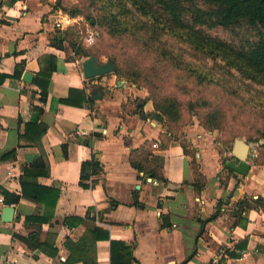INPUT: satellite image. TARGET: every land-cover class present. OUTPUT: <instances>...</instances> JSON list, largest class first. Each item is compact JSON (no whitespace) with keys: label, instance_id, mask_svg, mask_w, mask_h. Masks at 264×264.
<instances>
[{"label":"crops","instance_id":"0c3cea01","mask_svg":"<svg viewBox=\"0 0 264 264\" xmlns=\"http://www.w3.org/2000/svg\"><path fill=\"white\" fill-rule=\"evenodd\" d=\"M65 17L45 0H0V194H22L23 165L39 154L43 127L49 173L35 178L60 190L44 221L25 218L43 214L41 201H0V262L264 264V161L252 143L250 166L237 172L224 164L233 140L222 145L197 124L167 127L113 71L85 77L81 60L92 52L69 39ZM48 55L55 66L42 99L45 80L35 78ZM77 126L87 133L75 134ZM90 132L92 144L82 138ZM94 150L102 170L83 187L81 161ZM241 199L252 205L240 207ZM3 204L14 206L12 219H1ZM87 214L94 218L78 221ZM31 231L55 253L32 246L22 236Z\"/></svg>","mask_w":264,"mask_h":264},{"label":"rangeland","instance_id":"374dc122","mask_svg":"<svg viewBox=\"0 0 264 264\" xmlns=\"http://www.w3.org/2000/svg\"><path fill=\"white\" fill-rule=\"evenodd\" d=\"M45 1L65 13L64 22L71 21L65 27L69 39L98 57H112L119 64L115 74L134 102L147 100L149 107L155 109L158 104L172 106L169 113L158 109L164 125L176 131L192 124L214 129L216 140L222 145H230L235 136H240L252 143L256 160L264 161L263 83L241 86L235 74L229 75L227 82L216 79L217 74L210 70V55L191 49L169 34L160 33L159 39L147 43L145 37H139L141 31L124 27L131 20L128 12H120L117 5L123 0ZM124 1L130 4L129 0ZM190 16L189 9L182 13L185 20ZM88 27L96 31V36L85 45L82 36ZM202 28L235 43L254 37L243 25L231 28L206 23ZM213 109L218 110L214 114L220 120L214 126L206 121Z\"/></svg>","mask_w":264,"mask_h":264},{"label":"trees","instance_id":"16d2710c","mask_svg":"<svg viewBox=\"0 0 264 264\" xmlns=\"http://www.w3.org/2000/svg\"><path fill=\"white\" fill-rule=\"evenodd\" d=\"M107 1V0H106ZM126 5L123 0L117 4L121 8L120 12L127 13L130 21L124 23V27L132 31H141L140 38L148 41L159 39L160 33L169 34L177 40L185 43L191 49L210 55L212 59V70L227 82L229 75L235 74L240 85H251L253 82L264 84V0H129ZM132 6V8H130ZM190 11L188 20L182 17L184 11ZM146 17V18H145ZM116 19V18H115ZM220 24L225 27L245 26L252 34V38L246 37L240 43L226 40L218 35H212L204 31V24ZM165 42V40L163 39ZM163 41H160L161 43ZM164 52V51H163ZM166 54V53H165ZM115 61V60H114ZM55 64L53 58L48 55L46 65L37 71L35 81L39 83V77H44L40 85L42 99L47 94V79ZM114 73L119 72V64L115 63ZM38 76V77H37ZM172 106H162L157 108L161 112L169 113ZM215 108V106H214ZM217 109L211 110L207 114L211 125L220 123L219 118L214 114ZM207 121V122H208ZM27 125L31 124L26 122ZM37 126V125H36ZM206 128V127H205ZM45 127L39 131L36 142L40 146L39 154L29 163L23 165V172L20 177L22 194H17L3 189L4 200L8 203L18 201L21 196H26L35 201L44 203V212L41 216L25 215V218H37L39 221L49 219L53 213V208L59 194V188L52 185L41 184L36 181V175L44 172L49 173V161L47 153L40 143V134ZM263 132H261V135ZM94 132L84 135L83 141L92 144ZM249 142V141H248ZM263 144V143H262ZM102 170V164L96 151H92L89 158L81 161L79 184L83 187L93 186L95 175ZM255 202H263L259 196ZM240 207L252 205L248 200L241 199L238 202ZM256 205V204H254ZM78 221L93 219L94 215L78 217ZM63 222L73 224L68 217L63 218ZM91 231L98 230L95 225H89ZM32 246H35L49 255H53L56 249L47 247V240H40L36 232H29L27 236L22 235ZM113 243V239H111Z\"/></svg>","mask_w":264,"mask_h":264},{"label":"water","instance_id":"95a60500","mask_svg":"<svg viewBox=\"0 0 264 264\" xmlns=\"http://www.w3.org/2000/svg\"><path fill=\"white\" fill-rule=\"evenodd\" d=\"M82 72L85 77H91L97 74L106 73L114 70L115 61L112 57L104 61H99L96 54L90 53L81 60ZM24 76L30 78L31 71H25ZM249 142L240 137L235 136L233 139L231 153L232 158L226 159L224 164L240 173H246L250 163L248 161ZM14 206L11 204H3L1 207V219L10 220L13 216Z\"/></svg>","mask_w":264,"mask_h":264},{"label":"built area","instance_id":"2783aa9c","mask_svg":"<svg viewBox=\"0 0 264 264\" xmlns=\"http://www.w3.org/2000/svg\"><path fill=\"white\" fill-rule=\"evenodd\" d=\"M95 36H96V31L92 28V27H88L85 34L82 36V39H83V42L85 45H89L91 44L94 39H95ZM74 133L75 134H85L87 133L86 132V129L83 128V127H76L75 130H74ZM256 154V152H254ZM0 201L3 202L4 201V198L3 196L0 194ZM0 264H6V261L3 260L0 262Z\"/></svg>","mask_w":264,"mask_h":264}]
</instances>
